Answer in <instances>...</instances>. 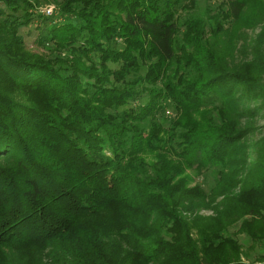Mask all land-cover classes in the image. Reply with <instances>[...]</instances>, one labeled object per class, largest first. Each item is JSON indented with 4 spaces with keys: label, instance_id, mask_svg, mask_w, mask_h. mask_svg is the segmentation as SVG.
<instances>
[{
    "label": "trees",
    "instance_id": "1",
    "mask_svg": "<svg viewBox=\"0 0 264 264\" xmlns=\"http://www.w3.org/2000/svg\"><path fill=\"white\" fill-rule=\"evenodd\" d=\"M218 1L0 0V264H245L236 225L264 247V0Z\"/></svg>",
    "mask_w": 264,
    "mask_h": 264
},
{
    "label": "rangeland",
    "instance_id": "2",
    "mask_svg": "<svg viewBox=\"0 0 264 264\" xmlns=\"http://www.w3.org/2000/svg\"><path fill=\"white\" fill-rule=\"evenodd\" d=\"M35 4V8L38 10H42L44 8H53V11L55 10L56 3L61 2L62 0H30ZM199 3H201L202 6H209L210 8H214L216 5L219 4L218 0H199ZM38 12V11H37ZM56 13V11H55ZM49 23L42 24L38 23L37 21H34L30 26L23 27L20 29V34L25 40L26 46L28 49L33 50L35 52H42L40 48H38L33 42L37 38L38 35V28L41 26V30H44L46 26H48ZM37 28V29H36ZM240 30V33L242 35H239L240 38L243 37H253L254 34L258 32V29L254 31L253 33L247 30H241L239 26L237 27ZM223 44V43H222ZM240 45V41H239ZM171 110L167 109L165 112V115L167 117L172 116L173 114L170 112ZM263 121L258 120V125L260 127L264 126ZM262 132V131H260ZM191 178L193 179L191 185L196 186L200 185L205 191L208 190L209 185L212 183V178L209 175V173H204L201 176H194L193 172H188ZM202 215H209L210 213L208 211H202ZM238 226H234L230 229L229 235L235 239L239 245L241 246V261L245 264H259L261 261L264 260V247L261 244H255L252 243L248 237L243 234L239 233L237 231Z\"/></svg>",
    "mask_w": 264,
    "mask_h": 264
},
{
    "label": "built area",
    "instance_id": "3",
    "mask_svg": "<svg viewBox=\"0 0 264 264\" xmlns=\"http://www.w3.org/2000/svg\"><path fill=\"white\" fill-rule=\"evenodd\" d=\"M53 12V8L50 9V8H44L41 10V13L45 14L46 16H50Z\"/></svg>",
    "mask_w": 264,
    "mask_h": 264
}]
</instances>
